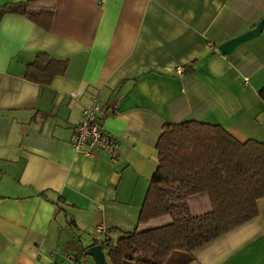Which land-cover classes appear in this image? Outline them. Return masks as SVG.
I'll return each mask as SVG.
<instances>
[{"label":"crops","instance_id":"crops-1","mask_svg":"<svg viewBox=\"0 0 264 264\" xmlns=\"http://www.w3.org/2000/svg\"><path fill=\"white\" fill-rule=\"evenodd\" d=\"M56 2L49 31L21 14L0 20V264H98L92 255L75 261L70 243L89 248L106 232L116 241L137 228L168 122L217 124L264 142V27L229 55L218 49L264 19V0ZM40 53L68 61L50 84L27 77ZM95 101L114 110L104 120L114 155L71 145ZM189 205L194 215L212 209L207 193ZM257 206L258 216L186 264H264V197Z\"/></svg>","mask_w":264,"mask_h":264},{"label":"trees","instance_id":"trees-1","mask_svg":"<svg viewBox=\"0 0 264 264\" xmlns=\"http://www.w3.org/2000/svg\"><path fill=\"white\" fill-rule=\"evenodd\" d=\"M56 0H25L0 7V20L14 13L50 30ZM67 60L38 54L27 77L50 84L67 70ZM158 167L138 217V226L116 241L106 232L103 249L110 264H186L191 252L259 214L264 197V142L240 141L222 126L197 120L168 122L157 143ZM207 193L212 209L194 215L189 198ZM168 216L164 225L145 228ZM80 240L70 243L75 261L88 255ZM186 259L177 261V255Z\"/></svg>","mask_w":264,"mask_h":264},{"label":"built area","instance_id":"built-area-1","mask_svg":"<svg viewBox=\"0 0 264 264\" xmlns=\"http://www.w3.org/2000/svg\"><path fill=\"white\" fill-rule=\"evenodd\" d=\"M184 66L177 67V73L182 74ZM114 110L103 108L97 101L84 110V119L71 138V145L77 152L87 155H95L97 151H105L114 155L117 150V140L104 127L107 116L113 115ZM97 230L105 233L104 226H98Z\"/></svg>","mask_w":264,"mask_h":264},{"label":"water","instance_id":"water-1","mask_svg":"<svg viewBox=\"0 0 264 264\" xmlns=\"http://www.w3.org/2000/svg\"><path fill=\"white\" fill-rule=\"evenodd\" d=\"M264 27V19L261 20L255 28H253L252 30L237 36L235 38H232L226 42H224L223 44H220L218 46L219 51L224 54V55H229L231 54L240 44L244 43L245 41L256 37L258 35H260L262 33ZM88 255H92L98 264H107V260H106V255L103 249V242L99 243V244H95L90 246L87 249L86 252Z\"/></svg>","mask_w":264,"mask_h":264},{"label":"rangeland","instance_id":"rangeland-1","mask_svg":"<svg viewBox=\"0 0 264 264\" xmlns=\"http://www.w3.org/2000/svg\"><path fill=\"white\" fill-rule=\"evenodd\" d=\"M163 218H168V216H164V217H162V219ZM118 236H119V234H115V235H113V237L115 238V239H118ZM179 259L177 258V261H178Z\"/></svg>","mask_w":264,"mask_h":264}]
</instances>
